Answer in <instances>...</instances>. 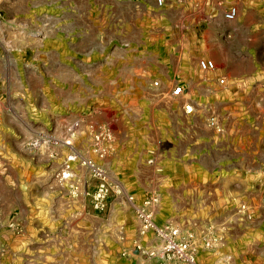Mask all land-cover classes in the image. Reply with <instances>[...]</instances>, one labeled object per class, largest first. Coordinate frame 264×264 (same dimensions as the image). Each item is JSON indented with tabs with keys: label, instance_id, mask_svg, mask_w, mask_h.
I'll return each instance as SVG.
<instances>
[{
	"label": "rangeland",
	"instance_id": "rangeland-1",
	"mask_svg": "<svg viewBox=\"0 0 264 264\" xmlns=\"http://www.w3.org/2000/svg\"><path fill=\"white\" fill-rule=\"evenodd\" d=\"M15 1L0 5V264H264V168L225 164L228 116L209 97L210 74L187 83L174 34H132L135 8L116 0ZM118 11L126 34H100ZM227 42L208 34L197 62L224 65ZM178 82L189 93L177 98ZM210 114L222 133L206 125ZM82 158L103 171L102 209L92 198L100 178ZM140 205L190 235L193 263L148 256L156 239L140 233Z\"/></svg>",
	"mask_w": 264,
	"mask_h": 264
},
{
	"label": "crops",
	"instance_id": "crops-1",
	"mask_svg": "<svg viewBox=\"0 0 264 264\" xmlns=\"http://www.w3.org/2000/svg\"><path fill=\"white\" fill-rule=\"evenodd\" d=\"M16 3L15 0H0V5ZM38 1V0H37ZM62 0H45V5L59 7ZM216 0H168L163 9L158 10L154 0H116L117 6L130 4L132 11V34H174L181 58L176 64L188 65L184 76L187 83L193 73L200 72L195 54L200 46L206 44L208 34L219 45L228 40L229 57L225 64L211 74L212 81L205 83L209 97L219 103L228 116L225 132L230 139L227 147L233 151L227 166L264 168V0H225L234 2L238 14L234 20L222 15V8L215 5ZM113 3V2H110ZM109 2L102 6L108 7ZM19 6H29V0H22ZM148 13L141 20L142 9ZM154 16H151V12ZM143 15V14H142ZM102 21L100 34H126L123 11H118L116 20ZM103 19V18H102ZM59 26V14L56 18ZM228 22V23H226ZM115 29V30H113ZM238 30L240 34L238 39ZM141 32V33H140ZM205 57L200 54L198 58ZM235 67V70L231 67ZM217 75H224L226 84L218 85ZM192 83V82H191ZM196 85L200 86L199 82ZM200 98V96H199ZM222 133V132H221ZM9 136V135H8ZM2 147V143L0 141ZM13 149L12 140L4 142V148Z\"/></svg>",
	"mask_w": 264,
	"mask_h": 264
},
{
	"label": "built area",
	"instance_id": "built-area-1",
	"mask_svg": "<svg viewBox=\"0 0 264 264\" xmlns=\"http://www.w3.org/2000/svg\"><path fill=\"white\" fill-rule=\"evenodd\" d=\"M168 0H154L155 6L161 11L166 5ZM194 5H197V0H192ZM215 5L218 8H222V15L227 20H234L238 14L237 5L234 2H226L225 0H216ZM198 68L200 72L207 74H214L217 70L215 61L209 57L198 58ZM215 81L218 85L223 86L226 84V78L224 75H217ZM154 85H158V81H154ZM187 87L184 83L178 82L171 88V95L174 97H181L188 94ZM182 111L185 115H192L196 110L195 101L191 98L183 100ZM206 125L216 133L223 132V126L218 120L215 114H210L206 118ZM109 135L108 130L103 129L99 134H95L97 146L94 148L101 155L105 152L103 144L100 138ZM77 159V154H70L66 161V168L62 171V177L66 178L70 176V164ZM81 163L88 165L93 170V173L97 175L100 180L93 192V206L96 209H102L104 206L105 198L108 194V185L105 181L103 171L97 167L92 160L82 158ZM138 217L140 221V233L147 234L151 232L156 239L155 245L150 248L147 253L148 256L154 257L162 255L166 260H180L189 263H193L195 259V248L191 245L190 235L187 237L181 236L179 230L170 223L158 224L155 222L152 212L144 205L137 206Z\"/></svg>",
	"mask_w": 264,
	"mask_h": 264
}]
</instances>
